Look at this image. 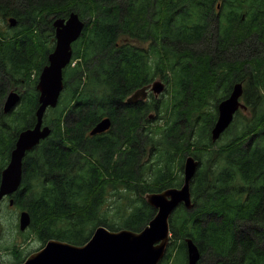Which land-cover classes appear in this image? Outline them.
<instances>
[{"label":"trees","instance_id":"obj_1","mask_svg":"<svg viewBox=\"0 0 264 264\" xmlns=\"http://www.w3.org/2000/svg\"><path fill=\"white\" fill-rule=\"evenodd\" d=\"M72 12L86 25L72 45L70 100L60 106L64 91L47 109L52 132L26 154L13 194L30 229L44 244L77 245L99 225L119 230L100 216L105 196L144 181L125 227L140 231L156 213L144 195L181 186L185 157L194 155L195 206L171 216L163 264L185 255L188 263L187 237L199 247L198 264H264V0H0V170L20 132L36 124L38 78L56 44L53 20ZM11 16L18 26L7 24ZM157 77L172 83L169 101L126 102ZM236 82L247 108L213 142L216 109ZM11 89L21 101L5 113ZM163 112L165 123L149 127ZM105 116L111 128L90 135Z\"/></svg>","mask_w":264,"mask_h":264},{"label":"water","instance_id":"obj_2","mask_svg":"<svg viewBox=\"0 0 264 264\" xmlns=\"http://www.w3.org/2000/svg\"><path fill=\"white\" fill-rule=\"evenodd\" d=\"M11 27L17 25V18L9 19ZM53 25L56 32V44L49 54L48 64L41 70L37 89L40 106L36 111L37 121L32 127L22 130L15 148L11 152L10 161L2 170L0 181V203L5 196L13 195L20 189L23 180V162L26 154L33 150L42 140L50 136L52 129L44 124V116L49 107H55L64 89L63 70L72 59V44L83 34L86 22L76 12L68 17H55ZM166 89L162 79L136 89L126 100L137 103L148 98L150 92L159 97ZM244 95L243 82L234 83L229 95L218 104V116L211 129L212 141L216 142L234 120L238 110L246 109L242 101ZM21 94L11 89L4 102V112L8 113L17 107ZM155 116L154 113L150 117ZM112 120L103 117L90 130V135L104 133L111 128ZM200 161L193 155L184 160V179L181 186L168 187L161 191L148 192L144 195L146 202L156 213L149 223L140 231L128 228L110 230L99 225L91 238L82 245L52 238L39 250L31 253L19 264H159L165 257L171 238L170 218L180 206L188 210L194 208L191 193L192 181L199 169ZM13 204L14 199H11ZM20 229L26 230L31 224V216L27 210L20 212ZM188 263L198 264L201 252L197 243L186 238Z\"/></svg>","mask_w":264,"mask_h":264},{"label":"rangeland","instance_id":"obj_3","mask_svg":"<svg viewBox=\"0 0 264 264\" xmlns=\"http://www.w3.org/2000/svg\"><path fill=\"white\" fill-rule=\"evenodd\" d=\"M8 24V19H7ZM18 26V23L17 25ZM15 26V27H16ZM74 58V55H73ZM79 59H75L72 63V66L75 65ZM70 65L65 68V80H67V86L65 90V95L63 99L60 101V106L66 105L70 100V88L74 84V78L71 76ZM159 78V77H157ZM39 79V78H38ZM10 86V85H9ZM12 88V86H10ZM172 83H167V87L165 91L157 97L161 100L164 99V103L169 101L172 97L173 92ZM154 94L150 95V98H153ZM155 97V96H154ZM217 111V109H216ZM151 113H155L156 111H151ZM49 116H54V113L50 112ZM161 119L157 120L156 118L152 119L148 124L149 127H156L157 125H162L166 121V114L163 112L161 114ZM217 142H220L218 140ZM150 148L148 147L147 153L144 156V161L149 158ZM6 167L4 165L0 170V178L1 171ZM182 173L181 171L179 172ZM138 174V173H136ZM183 176V175H182ZM144 181H141L139 184H135L137 186H133L132 188H125L121 186L118 189V193L115 194L116 189L110 188V193L105 196L104 204L100 207V216H107L111 223L113 224V229H120L126 227V221L128 219V214L132 211L131 209H135V205L140 203L141 198V188L143 186ZM22 208L13 204L10 205L9 199L6 198L5 201H2L0 204V261L5 259H9L10 261H14V264H17L24 260L29 254L34 251L39 250L44 246V243L38 238L37 234L28 228L26 231H20L19 229V215ZM173 236L171 233V243L173 242ZM18 245V248H17ZM169 247V246H168ZM17 248V249H16ZM10 249V251H8ZM17 250V251H16ZM183 259V257H181ZM181 259H175L174 261H165V264H186L187 263V255L184 256V260L182 263ZM20 260V261H19ZM165 257L160 261L159 264H163Z\"/></svg>","mask_w":264,"mask_h":264},{"label":"flooded vegetation","instance_id":"obj_4","mask_svg":"<svg viewBox=\"0 0 264 264\" xmlns=\"http://www.w3.org/2000/svg\"><path fill=\"white\" fill-rule=\"evenodd\" d=\"M152 93L150 92L149 94H148V97L150 98V95H151ZM6 198H8L9 199V203H10V197H4L3 198V200L2 201H5L6 200ZM11 205V204H10ZM19 228H20V225H19ZM8 251H10V249H8ZM0 264H14V261H10L9 259H5V260H3V261H0Z\"/></svg>","mask_w":264,"mask_h":264},{"label":"bare ground","instance_id":"obj_5","mask_svg":"<svg viewBox=\"0 0 264 264\" xmlns=\"http://www.w3.org/2000/svg\"><path fill=\"white\" fill-rule=\"evenodd\" d=\"M14 109H16V107L12 108L8 113L12 112Z\"/></svg>","mask_w":264,"mask_h":264}]
</instances>
